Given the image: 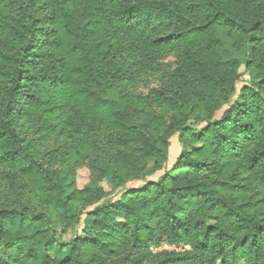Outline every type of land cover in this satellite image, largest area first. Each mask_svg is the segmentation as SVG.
Segmentation results:
<instances>
[{"label":"trees","instance_id":"trees-1","mask_svg":"<svg viewBox=\"0 0 264 264\" xmlns=\"http://www.w3.org/2000/svg\"><path fill=\"white\" fill-rule=\"evenodd\" d=\"M193 1L185 15L182 0H0V15L11 9L9 21L0 18L8 55L0 59V164L34 177L47 200L43 213L0 211V264H142L163 240L189 249L154 253L156 264H264V4ZM198 14L196 23L190 15ZM220 27L234 49L250 47L249 81L238 93L240 62L222 60ZM175 42L191 48L162 95L168 122L109 168L110 192L89 187L64 197L15 128L25 102L72 104L86 117L103 113L111 132L136 133L117 82L134 80L139 63L150 74ZM36 59L48 62L40 76L28 71ZM175 134L183 151L166 169ZM135 180L144 184L126 188ZM83 204L96 205L90 231L63 240ZM120 245L128 251L114 255Z\"/></svg>","mask_w":264,"mask_h":264},{"label":"rangeland","instance_id":"rangeland-1","mask_svg":"<svg viewBox=\"0 0 264 264\" xmlns=\"http://www.w3.org/2000/svg\"><path fill=\"white\" fill-rule=\"evenodd\" d=\"M182 1L184 2L183 12L189 15L196 1ZM260 2L264 4V0ZM10 3L11 1L7 2V5ZM10 10L5 7L0 18L2 20L6 18L9 21ZM190 17L196 23L201 20V14H198V20H195L192 15ZM168 34L169 31L164 32L161 37H166ZM217 36L224 42L220 53L224 63L228 65L235 60L240 62L241 77L236 83L238 93L239 89L249 81L244 65L249 57L250 47L243 46L238 50L234 49L228 39L227 31L222 27L218 28ZM5 42V32L0 27V59H2L1 53ZM190 48L189 44L175 42L161 52L150 74L146 73L145 67H141L139 63L134 70V80L126 81L127 84L117 82V90L121 94L119 98L125 104L124 115L128 118L126 123L132 128L135 127L136 133L117 129L111 132L110 129L113 127L106 123L107 118L103 113L93 118L86 117L72 104L59 105L57 100L49 103L46 98L40 106L25 102L24 112L15 120V128L41 165L57 175L65 191L64 197H68L74 191L89 187L101 188L106 193L111 191L109 168L122 161L124 151L132 146L141 145L142 141L154 136L155 130L168 122L171 115L170 102H164L162 95L164 92H171L172 73L178 62L187 59L189 53L187 50L190 51ZM115 49L116 46H113L112 53ZM56 53L60 55L63 51ZM2 55L8 56L7 52H3ZM47 65L48 62L36 59L28 67V71L33 76H40L42 68L46 69ZM108 79L107 77L106 80ZM117 79L120 80L121 76L119 75ZM131 82L133 86L129 85ZM223 110L215 114V120L221 117ZM200 127L202 125L198 129ZM182 151L175 134L170 138L166 169L172 167ZM164 173L165 170L159 171L148 176L146 180L157 181ZM143 184V181L135 180L127 183L126 188H139ZM46 202V198L37 189L34 177L21 174L15 167L0 164V211L28 208L33 213H43L46 212ZM95 206L78 205L77 209L83 210L80 222L74 231L63 234V240L70 241L90 231L91 220L88 218V213ZM110 240L114 242L116 238L113 237ZM127 251L124 245H120L116 248L114 255ZM143 255L145 260L142 264L159 262V257L154 256L150 249Z\"/></svg>","mask_w":264,"mask_h":264},{"label":"built area","instance_id":"built-area-1","mask_svg":"<svg viewBox=\"0 0 264 264\" xmlns=\"http://www.w3.org/2000/svg\"><path fill=\"white\" fill-rule=\"evenodd\" d=\"M149 249L153 253H158V252H163V251H167V252H182L184 250H188L189 249V245L188 244H184V243L173 244V243L167 242L166 240H163L157 245H151L149 247Z\"/></svg>","mask_w":264,"mask_h":264}]
</instances>
